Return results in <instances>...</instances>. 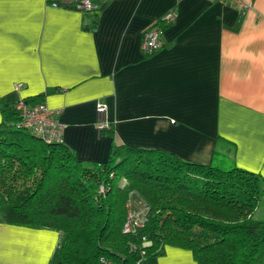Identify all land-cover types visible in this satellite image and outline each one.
<instances>
[{"label":"crops","instance_id":"0c3cea01","mask_svg":"<svg viewBox=\"0 0 264 264\" xmlns=\"http://www.w3.org/2000/svg\"><path fill=\"white\" fill-rule=\"evenodd\" d=\"M246 1L240 11L220 0H94L89 17L46 0H5L0 102L40 97L61 109L64 144L83 162L104 161L114 141L201 164L225 153L264 177V0ZM155 24L161 46L146 55L143 36ZM98 102L109 129H98ZM60 240L55 230L0 222V264H69L58 262ZM165 246L138 264H196L190 250Z\"/></svg>","mask_w":264,"mask_h":264},{"label":"trees","instance_id":"16d2710c","mask_svg":"<svg viewBox=\"0 0 264 264\" xmlns=\"http://www.w3.org/2000/svg\"><path fill=\"white\" fill-rule=\"evenodd\" d=\"M17 100L0 102V222L59 232V263L138 264L170 245L190 250L196 264H264V218L254 217L264 197L259 173L216 151L201 164L114 141L104 161L83 162L64 143L16 127ZM131 191L150 212L123 233ZM145 241L151 245L140 255Z\"/></svg>","mask_w":264,"mask_h":264},{"label":"built area","instance_id":"2783aa9c","mask_svg":"<svg viewBox=\"0 0 264 264\" xmlns=\"http://www.w3.org/2000/svg\"><path fill=\"white\" fill-rule=\"evenodd\" d=\"M51 6H66L79 10L85 15L91 14L97 7L94 0H46ZM225 4L233 7H237L240 11H245L250 7V3L246 0H220ZM173 15L167 14L162 21L172 22ZM162 28L160 24H155L150 27L144 34L141 49L144 54L151 55L157 51L160 46V36ZM22 88L21 83H14L13 90L18 91ZM15 110L18 115V121L16 127L29 130L38 139L45 143H64V125L59 121V115L61 109L50 108L44 102L29 103L26 100L20 98L15 103ZM98 129H109V121L104 117L105 104L98 102L96 105ZM125 182V179L124 181ZM102 190V186L100 187ZM128 205L126 206V219L123 223V233L134 232L137 228H140L148 219L150 212L149 205L141 199L136 191H131ZM148 241H145V244ZM102 264H117L104 257H100Z\"/></svg>","mask_w":264,"mask_h":264},{"label":"rangeland","instance_id":"374dc122","mask_svg":"<svg viewBox=\"0 0 264 264\" xmlns=\"http://www.w3.org/2000/svg\"><path fill=\"white\" fill-rule=\"evenodd\" d=\"M225 156H228V154L227 155H225ZM124 181V179H121L120 181H119V183L122 185V184H124V183H127L126 181L125 182H123ZM137 195L138 196H140L138 193H137ZM134 195H132L131 194V196H130V193H129V195H127V199H126V202H125V206H127L128 205V201H129V198L130 197H133ZM140 197H142V196H140ZM138 199H141V200H144V198H138ZM146 202V201H145ZM127 209V208H126ZM254 217L255 218H264V197H262V199H261V202H260V204H259V206L257 207V209H256V211H255V214H254ZM151 245V242L150 241H148V243H146L145 244V242H142V244H141V246H140V250H138L139 251V254L140 255H144L145 254V250H143V249H141V248H144V247H146V246H150ZM166 246H164V248H165ZM136 247H132V249H135ZM145 257H147V256H145ZM148 257H150V256H148ZM141 258H143V257H141Z\"/></svg>","mask_w":264,"mask_h":264},{"label":"snow or ice","instance_id":"6c2138e0","mask_svg":"<svg viewBox=\"0 0 264 264\" xmlns=\"http://www.w3.org/2000/svg\"><path fill=\"white\" fill-rule=\"evenodd\" d=\"M4 2L5 0H0V6H2Z\"/></svg>","mask_w":264,"mask_h":264}]
</instances>
